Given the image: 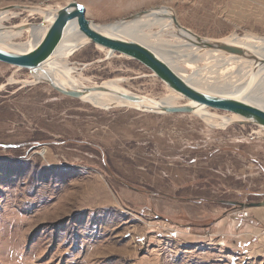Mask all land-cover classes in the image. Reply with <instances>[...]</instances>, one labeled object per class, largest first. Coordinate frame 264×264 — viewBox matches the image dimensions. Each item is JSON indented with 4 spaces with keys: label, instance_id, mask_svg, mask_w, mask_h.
I'll use <instances>...</instances> for the list:
<instances>
[{
    "label": "rangeland",
    "instance_id": "1",
    "mask_svg": "<svg viewBox=\"0 0 264 264\" xmlns=\"http://www.w3.org/2000/svg\"><path fill=\"white\" fill-rule=\"evenodd\" d=\"M62 1L9 0L0 6L10 12L1 30L13 37L7 44L21 48L31 41L30 27L45 18L12 6L57 9L78 2ZM84 1L88 19L98 26L166 8L203 39L264 37V0H150L120 15L112 10L110 17L98 0ZM150 20L156 19H141L143 36L134 39L158 42L154 51L187 78L195 76L215 92L242 86L246 79L221 74L236 59L219 58L230 66L215 63L173 22V29L162 30ZM22 26L29 29L18 33ZM110 54L87 47L63 60L84 86L121 80L138 96L160 100L170 93L139 63ZM34 80L28 71L0 63V264H264L254 246L238 248L237 235L229 243L222 239L232 234L214 236L219 219L236 214L240 225L254 219L251 208L221 202L264 200L263 131L220 124L230 117L212 110L216 123L122 105L104 110ZM262 95L264 88H257L248 101L264 106ZM242 211L250 217L238 218Z\"/></svg>",
    "mask_w": 264,
    "mask_h": 264
},
{
    "label": "water",
    "instance_id": "2",
    "mask_svg": "<svg viewBox=\"0 0 264 264\" xmlns=\"http://www.w3.org/2000/svg\"><path fill=\"white\" fill-rule=\"evenodd\" d=\"M12 9H17L29 13H38L43 7H22L12 6ZM8 9H4L2 12ZM148 11H143L130 16L127 19L121 20L120 23H130L141 19L146 16ZM44 16V15H43ZM170 20L174 23L176 29L181 33L184 38L185 36H192L196 39L195 43L198 44L203 50L208 53H222L231 55L239 58H245L255 62V65L264 68V59H260L257 55H251L248 51L240 47L232 45L210 41L203 39L193 34L190 30L182 27L177 18L173 15L170 16ZM74 23L78 25V31L81 36L85 38L88 43L83 46H79L78 50H73V53L80 51L87 47H95L98 49L109 50L116 53L119 56L129 58L144 68H146L153 76L162 81L171 91L179 94L187 102H192L198 106L207 108L209 110L219 112L225 116L233 119L232 124L245 125L255 127L260 131L264 132V107L256 104L247 103L244 99H226L222 97H216L208 93L204 88L198 85L194 80L190 78H183L178 69L160 56L156 51L150 49L141 42L135 41L126 35L113 36L107 35L101 28V26L94 25L90 19H88L86 9L83 5L76 4L73 1L68 2L61 10L55 14V19L47 28L48 33L45 39L31 52L27 53H16L3 50L0 48V63L12 66L18 70L28 71L31 74L40 72L42 68L47 65L52 58L59 54L58 50L62 47L64 41L68 37V30L73 26ZM45 25V18L41 24H35L34 26L27 28L23 27L21 31L25 29L32 30L34 32L30 35L31 41L36 39V32L41 30ZM188 40V39H187ZM193 42V41H192ZM62 54V53H61ZM248 56V57H247ZM61 55H58L56 59H60ZM45 83V82H44ZM52 89L60 93L63 96L80 99L83 93L77 91H69L63 88H59L51 84L50 81H46ZM102 89H86L83 92H95ZM121 98L129 102L140 103V99L131 97L130 95H121ZM146 112V111H143ZM147 113H159L166 115L173 114H194L195 107L182 105V106H161L160 110L151 111ZM223 204L232 206L234 208L247 209V208H264V200L258 203H236L230 201L221 202Z\"/></svg>",
    "mask_w": 264,
    "mask_h": 264
},
{
    "label": "bare ground",
    "instance_id": "3",
    "mask_svg": "<svg viewBox=\"0 0 264 264\" xmlns=\"http://www.w3.org/2000/svg\"><path fill=\"white\" fill-rule=\"evenodd\" d=\"M73 2H75L76 4H80L76 1H73ZM63 7L64 6L57 8V9H41L39 12L45 16V25L46 26H44L41 30H38L36 32V39H34V41L25 42L23 45H21V48H16V46L18 47V45H15V44L14 45L11 43L7 44V42L13 41V37H12L11 33H7L4 31H1V30L5 29L3 22L8 19L10 12H0V48H2L3 50H6V51L16 52V53H27V52L33 51L35 49V47H37L45 39V36L48 33L47 28L50 26V24L55 19L56 12L61 10ZM170 15H171V12L168 11V9L161 8V9H154V10L148 11V14L146 16L142 17L141 19H143V18L156 19V20H150V23H157V25L159 24V26L161 27L162 30H167V29H173L174 28L172 21L167 18ZM141 19L136 20L134 22L125 23V24L120 23V21H119V22H116L114 24H110L107 26H101V28L103 29L102 32H104L107 35H113V36H119V34L126 35L127 37H129L135 41H138V40L134 39V37L135 36H143V34H142L143 30H141V29L145 28V27H141V25H142V24H140V23H142V22H140ZM150 23L144 24L143 26L149 25ZM94 25H96V24H94ZM22 27H24V26H22ZM6 30H8V29H6ZM17 32L22 33L23 31H17ZM28 32H31V30H29ZM33 33L34 32H32L31 34H33ZM67 34H68V37L64 41L62 47H60L58 50V53H59L58 55H61V58L57 60L56 59V57L58 56L57 55L55 57V59L52 58L50 60V62L42 68V70L40 72H37L36 74H34L35 80L33 83L38 84V83H42V82L46 83V81H50L51 84H53L56 87L63 88V89L69 90V91H77V92L83 93L82 98H81V100L83 102L84 101L88 102V103L92 104L94 107L104 109V110H109V109H112L114 107L117 108V107L122 105V106L131 107V108H136L140 111L151 112V111L160 110L161 106H164V105L178 106V103L176 102V100L178 98H180V99L183 98L182 96H180L179 94H177L171 90H170L169 94H167L166 96H164V98H162L160 100L152 99V98L145 97V96H138V95H135V94L125 90L121 86V80L109 81V82H105V83H102L100 85H94L91 87L84 86L83 84L78 83L72 74L73 71L67 67V62H64L66 60H63V59L64 58L66 59V57L72 55L73 50H75V49L78 50L79 46L85 45L86 43H88V41L81 36L80 32L78 31L77 23H74L73 26L70 27ZM185 37H188L186 39H188L189 42H192V41L195 42L196 41V39L192 36H185ZM138 42H141L142 44H144L142 41H138ZM220 43L232 45L235 47H240V48L244 49L245 51H248L249 54L257 55L258 57H260V59H264V37H255V36H247L244 38L233 37V38H229L227 40L220 41ZM149 44H150V46L146 45V44H144V45H146L147 47H149L152 50H154V49L156 50V48H161L160 44L158 42H154L153 40ZM195 53H199V52L197 51ZM195 53L192 52L193 55H195ZM109 54L112 55V54H116V53H113V52L108 50V55ZM210 54H213V55L211 56V58L209 60H213V62H215V63L218 62L219 64H222V65L224 64V65L230 66L229 62L231 63V61L226 62L227 59H225L222 62L219 58L230 56V57L234 58V60L236 59L235 61H233V62H235V66L234 67L232 66L231 68H229L227 73L224 72L221 74L224 75L225 77H227V75H228V80L230 78L233 79V78H239V77H241L242 79H246V80H244L243 84L241 83L242 86L239 89H234L233 86L230 85V87L232 89L229 90L230 92H225V93L215 92L213 90H208V89L204 88L208 93H210L216 97H222V98H226V99H235V100L244 99L247 103H250V101H248V98L253 96L255 91H257V88H259V89L264 88V68L259 67L255 64H252V62H250V60L245 59V58H239V57L226 55V54H222V53H218V54L210 53ZM178 72L180 73V75L182 74L181 76L183 78L186 77L182 73V71L178 70ZM196 74L195 75L198 76V73H196ZM194 77H192V75H191L190 79L194 78ZM188 78H189V76H188ZM232 84H233V82H232ZM86 89H102V90H97L95 92H90V91L89 92H83ZM121 95H130L131 97H136V98L140 99L141 102L138 103L139 101H137V102L132 103V102L126 101L125 99L121 98ZM249 95H250V97H249ZM263 98H264V96L262 97V99ZM185 105L195 107V113L193 115H196V116L200 117L202 120L207 121L209 123L214 122L213 121V120H215L214 116L208 112L209 109L198 106L197 104H194L192 102H187ZM232 122H233V119H231V118L228 119V118L221 117L220 124L227 125V124H231ZM214 123H216V122H214Z\"/></svg>",
    "mask_w": 264,
    "mask_h": 264
},
{
    "label": "crops",
    "instance_id": "4",
    "mask_svg": "<svg viewBox=\"0 0 264 264\" xmlns=\"http://www.w3.org/2000/svg\"><path fill=\"white\" fill-rule=\"evenodd\" d=\"M8 1L9 0H0V6L8 4ZM51 1L54 3H57L58 5L60 3L63 4V2H64L62 0H51ZM79 1H81L82 3ZM83 1L78 0V3H80L84 7H86L87 11L89 13L90 5H88L87 2H85V1L83 2ZM147 1H150V0H123V1L122 0H98V4H100V6L103 7V13H105L104 9L106 8V10H107V7H108V12H106L108 14L106 15V17H110L109 16L110 11H112V10H114V12H115L114 14L120 15V13H122V11H123V13H126V11H129V9H130L129 7H132V4L134 6H136L138 4L142 5L144 3L146 4ZM57 4H55V5H57ZM126 7H128V8H126ZM107 20H108V18H106V20H103V21H107ZM251 212H253L252 215H253L254 219L252 220L251 218H248L245 220H241V223H242V221H245V223L242 225H240V223H239L240 221L239 222L233 221L234 220L233 218L236 216V214H234L233 216L229 215L226 217V219H219L215 223L214 236L219 235L220 239H222L221 237L223 236V233L232 234V237H230V239L226 236H224L222 239L225 243H227V241L229 243L230 241L233 242L234 237H236V235H237L238 238H236V241L238 243L237 244L238 248L241 249L243 246L246 247L247 246L246 244H248V247L251 248V246H252L251 250H254V248H255V250H257L256 253L258 254V256L260 255V256L264 257V208H254V209L251 208L249 210V214H251ZM249 217H250V215H249ZM239 226H241V228H239ZM252 226H254L255 228ZM237 229H241V230H238L239 232H237ZM234 231L237 233H234ZM260 234H262L263 236L262 237L260 236L261 238H260L259 244L256 245L254 243L252 245L253 237L258 236ZM232 245H233V243H232ZM253 246H254V248H253ZM258 246H259V248H256Z\"/></svg>",
    "mask_w": 264,
    "mask_h": 264
},
{
    "label": "built area",
    "instance_id": "5",
    "mask_svg": "<svg viewBox=\"0 0 264 264\" xmlns=\"http://www.w3.org/2000/svg\"><path fill=\"white\" fill-rule=\"evenodd\" d=\"M249 216V214L247 212H241L239 215H238V218L240 219H244V218H247Z\"/></svg>",
    "mask_w": 264,
    "mask_h": 264
}]
</instances>
